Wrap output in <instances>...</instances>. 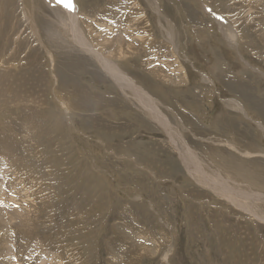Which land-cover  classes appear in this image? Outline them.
I'll return each mask as SVG.
<instances>
[{"label": "rangeland", "instance_id": "1", "mask_svg": "<svg viewBox=\"0 0 264 264\" xmlns=\"http://www.w3.org/2000/svg\"><path fill=\"white\" fill-rule=\"evenodd\" d=\"M73 2L0 0V264H264V0Z\"/></svg>", "mask_w": 264, "mask_h": 264}, {"label": "bare ground", "instance_id": "2", "mask_svg": "<svg viewBox=\"0 0 264 264\" xmlns=\"http://www.w3.org/2000/svg\"><path fill=\"white\" fill-rule=\"evenodd\" d=\"M47 1H49V0H47ZM76 9V8H75ZM60 12V10L58 9L57 10V13H59ZM72 18H74L75 20H77V14L76 13H69L68 11H66ZM74 12V11H73ZM77 13H78V11H77ZM218 20V19H217ZM224 20V19H223ZM222 22V21H221ZM220 23V22H219ZM227 23V22H226ZM221 25V27L222 28H224L223 29V31H224V33H228V34H231V36H230V39H232V40H237V33H235V30L233 29V28H231L230 26H228V25H224L225 23H220ZM230 24V23H229ZM71 26V25H70ZM75 27H77V26H75ZM67 31V30H66ZM71 33V32H70ZM71 35V34H70ZM56 36H57V34H56ZM73 40H78L79 39V36H73V38H72ZM57 40V39H56ZM59 40V39H58ZM231 40V41H232ZM24 42V41H23ZM21 44V43H20ZM15 45V44H14ZM23 45V44H22ZM5 46V45H4ZM15 48V47H14ZM48 49V48H47ZM15 51V50H14ZM87 51H90V52H93L94 53V55H95V59H97L98 60V62L101 64V66H102V68L114 79V80H116L119 76H121L122 75V70H121V68L119 67V66H117L118 64L117 63H114V61L112 62V61H108L107 59H105V58H103L102 56H101V54L98 52V51H96L95 49H93L91 46H88L87 47ZM28 53V52H27ZM70 53V52H69ZM77 53V52H76ZM75 53V54H76ZM68 54V53H67ZM122 86H123V88H124V92L125 93H130V94H126V95H129L130 97H133V98H135L136 100H138V103L140 104V108L142 109V111H144L149 117H152L155 121L157 120V121H159V123L161 124V123H164L165 124V126L168 128V130H170V125H168L169 124V122H167V119H166V117L165 116H163L162 114H161V111H159L158 109V105H159V103L160 102H158L157 100H155L154 98H152L151 96H150V94L148 95V94H146L145 92H146V90L145 89H143V88H141V86H139V85H137L134 81H130V80H128L127 78L124 80V81H122ZM85 96V95H84ZM129 97V98H130ZM132 98V99H133ZM88 99V98H87ZM132 101V100H131ZM134 101V100H133ZM133 103V102H132ZM235 103L236 102H234L233 100H230V101H228V104L229 105H235ZM66 107V106H65ZM158 108V109H157ZM66 111H67V109H66ZM162 113H163V111H162ZM133 118V117H132ZM135 125V124H134ZM174 128V127H173ZM175 130H176V127H175ZM171 131V130H170ZM177 131V130H176ZM169 133V132H168ZM175 133V132H174ZM179 133V132H178ZM171 134H172V132H171ZM175 136V135H174ZM173 136V137H174ZM176 137V136H175ZM175 139V138H174ZM179 143H181V142H179ZM184 144H186L185 142H184ZM175 145V144H174ZM179 146H181V145H179ZM184 147L185 146H183L182 148H180V149H182V150H180V152H181V158H182V160H183V162H184V164H185V166L187 167V169H189L190 170V168H191V172L190 173H195V170H194V168H193V166H192V160L193 159H195L196 158V155L193 153V150L194 149H190V148H187V149H184ZM187 147H190L189 145L187 146ZM189 166H190V168H189ZM188 170V171H189ZM195 176H197V179H199V180H202V181H204L205 179H206V177H205V175L203 174V173H196V175ZM12 191V190H11ZM214 193H216L215 191H213ZM218 194V193H217ZM10 199H12V198H10ZM256 205V204H255ZM255 207V206H254ZM251 210V209H250ZM257 214V213H256ZM19 216V215H18ZM263 217V216H262ZM130 234V233H129ZM240 234V233H239ZM241 235V234H240ZM147 246H145V248H146ZM138 248V247H137ZM139 248H140V246H139ZM144 249V248H143ZM147 249V248H146ZM151 249V248H150ZM149 249V250H150ZM148 250V251H149ZM148 251H146L147 253H148ZM150 251H152V250H150ZM140 255V254H139ZM145 255V254H144ZM147 255H149V253L147 254ZM12 256V255H11ZM137 256H138V254H137ZM136 256V257H137ZM149 256H151V255H149ZM244 256V255H243ZM8 262H10V261H8Z\"/></svg>", "mask_w": 264, "mask_h": 264}, {"label": "snow or ice", "instance_id": "3", "mask_svg": "<svg viewBox=\"0 0 264 264\" xmlns=\"http://www.w3.org/2000/svg\"><path fill=\"white\" fill-rule=\"evenodd\" d=\"M58 3L62 4L65 8L75 11V4L73 0H58Z\"/></svg>", "mask_w": 264, "mask_h": 264}]
</instances>
